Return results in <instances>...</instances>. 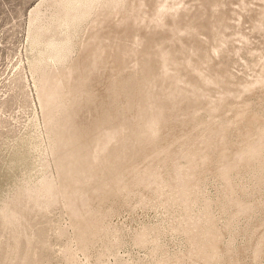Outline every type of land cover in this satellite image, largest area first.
<instances>
[{
    "label": "rangeland",
    "instance_id": "rangeland-1",
    "mask_svg": "<svg viewBox=\"0 0 264 264\" xmlns=\"http://www.w3.org/2000/svg\"><path fill=\"white\" fill-rule=\"evenodd\" d=\"M40 1L0 0V207L19 213L0 216V264H264V1L101 9L80 57L35 86L50 53L29 25ZM64 135L100 162L60 180ZM15 232L30 245L11 255Z\"/></svg>",
    "mask_w": 264,
    "mask_h": 264
},
{
    "label": "bare ground",
    "instance_id": "bare-ground-1",
    "mask_svg": "<svg viewBox=\"0 0 264 264\" xmlns=\"http://www.w3.org/2000/svg\"><path fill=\"white\" fill-rule=\"evenodd\" d=\"M127 0H41L35 8L30 12L29 15V25L32 31V34L39 40L44 41V43H48L49 46V55H45V60L41 61L40 63L34 64L32 66L31 74L35 81L34 85L36 86L44 77L46 73H48L52 68H56L59 66L69 65L72 64L76 59H78L81 55L80 51L83 46L91 40V32H92V25L94 27L95 21L99 18V10L101 9H116L120 7L124 2L126 3ZM264 1V0H261ZM264 16V12H263ZM212 23H218V27H211V30L214 34L221 33V30L226 27L221 21H212ZM102 24V21L99 25ZM85 25L84 30L88 29V35L85 39H81L77 41L76 37H79L78 33L80 32L79 28ZM82 28V29H83ZM66 31V33H65ZM87 32V31H86ZM85 32V33H86ZM82 33V32H81ZM83 36V35H82ZM81 37V36H80ZM100 39H104L103 31L99 35ZM117 37V36H114ZM80 39V38H79ZM218 41L223 45L226 46V40L224 37L218 39ZM100 48H103L99 45ZM76 47L79 48V51L75 53ZM217 55L216 51L213 52ZM168 54L162 51L160 53V59L162 62H165ZM146 63V62H145ZM147 64V65H146ZM145 64V71L142 72V76L140 81L145 83L146 81L150 80L151 75L149 72V65L148 63ZM197 76L206 84H216V81L211 78H206L201 73H197ZM250 86H245L248 89ZM155 122L150 124V128L152 133L156 132ZM106 141L105 146L101 149V151L105 150L106 145L115 138L114 131L106 132ZM68 136L71 135H64L62 136V140L60 145L68 148H72L73 151H70L67 154L68 161L65 164H60L59 166V178L60 180H65L66 178L70 177L72 174L77 173L76 166L82 163H85V159L88 158L86 163H89L91 166L95 162H100V151L93 152L92 156L84 157L77 154V152L84 148L86 142H75L73 139L69 138ZM50 137V136H49ZM51 147L52 143L55 141L52 137L49 138ZM123 140H118V146H124ZM115 152L110 153L108 159L105 162H112L116 159ZM88 165L86 171L78 173L81 179H90L94 175L91 172V166ZM47 184L45 180H40L37 184L41 189L44 186L49 185L46 190L47 194L52 193L55 189L54 183L56 181H52L51 179L47 180ZM39 191L38 193H40ZM39 208V207H38ZM48 210L43 209V213H46ZM5 218H10L11 220L17 219V214L15 211L8 213L5 211V205L3 204L0 207V216L3 215ZM187 225L191 223L195 224V222H186ZM139 238L138 240H141ZM24 241L26 245H30V238L26 237V234H20L19 232H15L12 236V243L10 244V254L13 255L14 252L20 248V243ZM142 241V240H141ZM19 251V250H18ZM17 252L16 259L19 262H24L26 259L30 258L27 255L23 257L22 255H18ZM77 253V252H76ZM79 260V259H78ZM78 261H74L71 264H77ZM117 264V263H115Z\"/></svg>",
    "mask_w": 264,
    "mask_h": 264
}]
</instances>
